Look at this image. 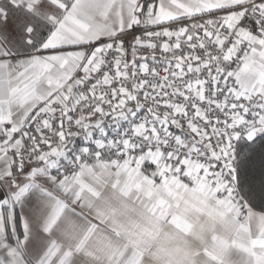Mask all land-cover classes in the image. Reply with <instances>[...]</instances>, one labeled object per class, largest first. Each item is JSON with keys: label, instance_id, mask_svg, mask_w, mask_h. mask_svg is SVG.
<instances>
[{"label": "snow or ice", "instance_id": "6c2138e0", "mask_svg": "<svg viewBox=\"0 0 264 264\" xmlns=\"http://www.w3.org/2000/svg\"><path fill=\"white\" fill-rule=\"evenodd\" d=\"M0 264H264V0H0Z\"/></svg>", "mask_w": 264, "mask_h": 264}]
</instances>
